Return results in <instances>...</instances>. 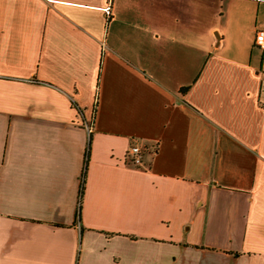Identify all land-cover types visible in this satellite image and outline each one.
Returning <instances> with one entry per match:
<instances>
[{
	"label": "crops",
	"instance_id": "0c3cea01",
	"mask_svg": "<svg viewBox=\"0 0 264 264\" xmlns=\"http://www.w3.org/2000/svg\"><path fill=\"white\" fill-rule=\"evenodd\" d=\"M258 30L264 0H0V264H264Z\"/></svg>",
	"mask_w": 264,
	"mask_h": 264
},
{
	"label": "built area",
	"instance_id": "2783aa9c",
	"mask_svg": "<svg viewBox=\"0 0 264 264\" xmlns=\"http://www.w3.org/2000/svg\"><path fill=\"white\" fill-rule=\"evenodd\" d=\"M110 15V8L106 9ZM255 46L262 50L264 54V30H258L255 37ZM144 152L139 146H132L127 153V162L132 167H141L143 165Z\"/></svg>",
	"mask_w": 264,
	"mask_h": 264
},
{
	"label": "trees",
	"instance_id": "16d2710c",
	"mask_svg": "<svg viewBox=\"0 0 264 264\" xmlns=\"http://www.w3.org/2000/svg\"><path fill=\"white\" fill-rule=\"evenodd\" d=\"M88 159H89V156H87V160L85 163V175H86V171L88 169ZM84 178H85V176H84ZM84 189H85V179H83V181H82V186H81V191H80V203L81 204L77 210V218L78 219L81 217V209H82V200H83V195H84Z\"/></svg>",
	"mask_w": 264,
	"mask_h": 264
}]
</instances>
